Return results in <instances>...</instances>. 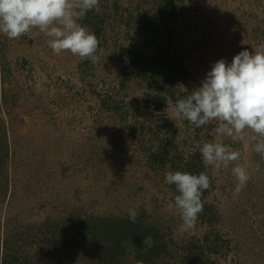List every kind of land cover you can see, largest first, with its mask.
I'll list each match as a JSON object with an SVG mask.
<instances>
[{
    "label": "rangeland",
    "instance_id": "1",
    "mask_svg": "<svg viewBox=\"0 0 264 264\" xmlns=\"http://www.w3.org/2000/svg\"><path fill=\"white\" fill-rule=\"evenodd\" d=\"M99 7L79 21L100 40L98 63L54 54L39 29L18 39L0 33V264H109L88 223L130 208L164 239L158 264H193L185 256L194 244L197 264H264V158L251 151L254 133L219 138L240 160L206 167L203 211L180 234L165 174L185 172V158L218 139V122L197 128L173 118L168 103L153 109L148 100L171 89L154 66L158 56L188 72L175 86L180 99L216 61L231 63L264 43V0H99ZM238 163L250 179L233 199ZM140 262L127 249L118 264Z\"/></svg>",
    "mask_w": 264,
    "mask_h": 264
},
{
    "label": "clouds",
    "instance_id": "2",
    "mask_svg": "<svg viewBox=\"0 0 264 264\" xmlns=\"http://www.w3.org/2000/svg\"><path fill=\"white\" fill-rule=\"evenodd\" d=\"M92 10L101 11L99 0H0V33L18 39L34 28L39 29L49 38L48 45L54 54L68 51L81 60L98 63L101 59L98 53L103 52L100 40L79 22ZM168 104L173 118L186 120L197 128L213 120L218 122L215 128L218 139L199 147L205 167H227L239 161L240 152L219 138L236 141L246 129L254 133L251 151L264 158V43L252 52L242 50L231 63L225 59L216 61L200 87L174 104L169 100ZM232 174L238 181L232 194L237 199L250 175L247 166L240 163L232 168ZM165 183L174 185L179 193L174 203L168 204V210L175 211L182 220L179 233L194 229L204 207L202 194L211 186L209 176L206 172L197 175L168 171ZM138 215L137 208L128 210L131 222ZM143 243L151 247L154 242L148 236Z\"/></svg>",
    "mask_w": 264,
    "mask_h": 264
},
{
    "label": "trees",
    "instance_id": "3",
    "mask_svg": "<svg viewBox=\"0 0 264 264\" xmlns=\"http://www.w3.org/2000/svg\"><path fill=\"white\" fill-rule=\"evenodd\" d=\"M154 66L160 68L163 75H165L166 84H170L171 86V89L168 90V95L159 92L149 95V104L152 105L153 109H161L167 105L170 97H172L174 102L179 99L175 92V86L187 80L188 72L178 64L174 57L170 56H158ZM183 169L185 172L197 175L205 172L206 167L200 151L192 152L185 158V161H183ZM174 193L175 196L179 194L176 188L174 189ZM202 196L204 195L202 194ZM138 213V218L134 223L129 220L128 214L120 218L110 215H96L91 217L87 228L88 233L93 240L103 244L102 250L109 258V264H118L120 257L126 254L127 249L133 252L135 251L136 257L143 264H158L159 257L165 252L164 239L162 241L161 235L156 232V228L149 225L145 220L146 217L139 210ZM148 236H151L154 242L151 247H145L143 243V239ZM201 253L198 245H192L188 254L185 256V262L188 261V263L192 262L193 264H197L196 259L200 261Z\"/></svg>",
    "mask_w": 264,
    "mask_h": 264
}]
</instances>
